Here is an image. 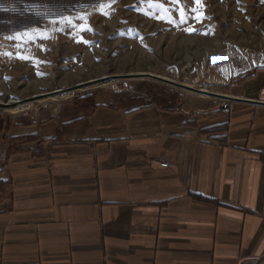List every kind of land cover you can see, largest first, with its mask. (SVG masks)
Listing matches in <instances>:
<instances>
[{"label": "crops", "instance_id": "0c3cea01", "mask_svg": "<svg viewBox=\"0 0 264 264\" xmlns=\"http://www.w3.org/2000/svg\"><path fill=\"white\" fill-rule=\"evenodd\" d=\"M224 93L0 143V264H264V64Z\"/></svg>", "mask_w": 264, "mask_h": 264}, {"label": "rangeland", "instance_id": "374dc122", "mask_svg": "<svg viewBox=\"0 0 264 264\" xmlns=\"http://www.w3.org/2000/svg\"><path fill=\"white\" fill-rule=\"evenodd\" d=\"M262 64L264 0H0L4 103L138 73L226 95L227 85ZM67 94L28 103L17 115L0 110L7 158L12 148L35 152L82 140L98 107L172 109L194 97L209 100L150 79H115ZM20 139L35 147L14 145Z\"/></svg>", "mask_w": 264, "mask_h": 264}, {"label": "water", "instance_id": "95a60500", "mask_svg": "<svg viewBox=\"0 0 264 264\" xmlns=\"http://www.w3.org/2000/svg\"><path fill=\"white\" fill-rule=\"evenodd\" d=\"M115 79H120V80H126V79H150V80H153V81H157V82H160V83H164V84L176 87V88H180V89L192 92L194 94L206 95V96H209V97H212V98H216V99H220V100H223V101H232V100L237 101V99H233L232 97H229L227 95L210 93L208 91H204V90H201V89L193 88V87L188 86V85L180 84V83L168 80V79L163 78V77H159V76L148 74V73H143L142 75H133V76H131V75H122V76H114V77H103V78L98 79V80H93V83H90V84L86 83V85H82L80 87H71V88L62 89V90H59V91L50 92V93H47L45 95H42V97H39V98H35V96H33V97L27 98V99H25L23 101H18L19 103L17 105H25V104H28V103L37 102V101H39L41 99H47V98H50V97H55V96H58V95L71 93V92L78 91V90H81V89H85V88H88V87H91V86H94V85L103 84V83H106V82H109V81L115 80ZM259 104H261V103H259ZM0 107H2V105H0Z\"/></svg>", "mask_w": 264, "mask_h": 264}, {"label": "bare ground", "instance_id": "6f19581e", "mask_svg": "<svg viewBox=\"0 0 264 264\" xmlns=\"http://www.w3.org/2000/svg\"><path fill=\"white\" fill-rule=\"evenodd\" d=\"M143 73H138V74H130L131 76H133V75H142ZM86 83L87 84H90V83H93V80H90V81H87V82H83V83H79V84H77V85H75L74 87H80V86H82V85H86ZM96 86H98V85H94V86H91V87H88V88H92V87H96ZM204 90V89H203ZM204 91H206V90H204ZM45 94H47V93H43V94H37V95H34L35 96V98H39V97H42V95H45ZM70 95V94H69ZM198 95H200V94H198ZM68 96V94H65V95H62V96H59V97H52V99H63V98H65V97H67ZM201 96H205V97H209V96H206V95H201ZM33 97V96H32ZM31 98V97H30ZM34 98V99H35ZM51 98V97H50ZM210 98H212V97H210ZM213 99H216V98H213ZM43 100H45V99H41V100H39V103L41 102V101H43ZM47 100H48V98H47ZM220 100V99H219ZM19 102L18 101H16V100H10V101H8V102H6V103H4V102H1L0 101V105H2V107H0V110H3V111H5V112H8V113H12V114H19V113H21L22 111H24L25 110V108H27L28 107V105L29 104H25V105H17ZM32 104V103H31ZM27 110V109H26Z\"/></svg>", "mask_w": 264, "mask_h": 264}, {"label": "trees", "instance_id": "16d2710c", "mask_svg": "<svg viewBox=\"0 0 264 264\" xmlns=\"http://www.w3.org/2000/svg\"><path fill=\"white\" fill-rule=\"evenodd\" d=\"M247 76H248V74H246V75L244 76V79H245ZM11 151L13 152V151H16V150H15V148H12ZM12 152H11V153H12ZM35 152L37 153L38 151H35ZM0 172H2L1 169H0ZM9 185H10V181H0V189H1V190H6V189L9 187Z\"/></svg>", "mask_w": 264, "mask_h": 264}, {"label": "snow or ice", "instance_id": "6c2138e0", "mask_svg": "<svg viewBox=\"0 0 264 264\" xmlns=\"http://www.w3.org/2000/svg\"><path fill=\"white\" fill-rule=\"evenodd\" d=\"M195 2H199V0H195ZM193 11H195V9H193ZM182 19H183V17H182ZM70 22V21H69ZM82 31L84 30V29H81ZM88 30H90V29H88ZM85 43H87V41H85ZM21 58H24V57H21Z\"/></svg>", "mask_w": 264, "mask_h": 264}]
</instances>
